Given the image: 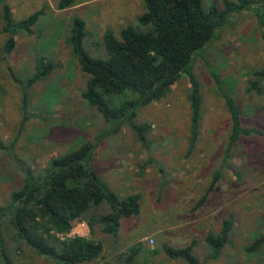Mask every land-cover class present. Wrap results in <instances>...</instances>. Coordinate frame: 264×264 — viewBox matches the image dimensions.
<instances>
[{"label":"rangeland","instance_id":"rangeland-1","mask_svg":"<svg viewBox=\"0 0 264 264\" xmlns=\"http://www.w3.org/2000/svg\"><path fill=\"white\" fill-rule=\"evenodd\" d=\"M57 1L5 0L15 22L36 10L42 14L31 33L13 34L11 50L0 60V142L11 144L9 150L0 149V205L20 186L26 167L35 172L51 157L94 141L106 128L100 113L79 93L86 74L65 43L72 17L84 20L82 45L95 56L102 49L106 30L117 35L123 25L134 24L142 11L141 0H74L64 9H57ZM212 2L221 6V0H203V5ZM1 26L0 16V53L6 38ZM41 55L54 68L27 89L23 120L20 88L8 70L17 78L30 75ZM263 62L264 46L254 12L241 9L193 62L200 120L189 150V83L184 75L162 98L136 110L132 121L145 125L143 140L123 123L97 143L90 159L92 168L114 193L121 188L138 192V213L121 218L114 235L103 233L97 223L90 233L84 221H75L70 235H91L102 245L101 255L83 264H117V258L133 248L138 252L128 264H186L166 256L161 244L180 247L190 242L200 264H264V244L253 252L245 249L254 236L264 232V79L259 89L246 90L248 81L254 79L252 71ZM212 72L233 98L241 125L251 130L239 135L225 160L228 115ZM214 173L217 181L208 189ZM105 209L102 204L95 212L98 215ZM227 215L232 218L228 241L210 259L204 236L217 232ZM0 231V264H53L14 237L7 217ZM125 261L122 257L118 264Z\"/></svg>","mask_w":264,"mask_h":264},{"label":"trees","instance_id":"trees-1","mask_svg":"<svg viewBox=\"0 0 264 264\" xmlns=\"http://www.w3.org/2000/svg\"><path fill=\"white\" fill-rule=\"evenodd\" d=\"M141 1L142 11L136 16L135 23L123 25L117 35L106 30L101 41L103 51L99 48L95 56H90L82 45L84 20L72 17L65 43L69 45L80 70L86 74L79 93L87 105L100 113L106 128L97 133L94 141H85L74 149L51 157L44 167L35 172L26 167L20 186L9 193L8 202L0 205V229L2 219L7 217L14 237L53 264H83L101 255L99 240L91 235L69 234L75 221H84L90 233L93 223H97L103 233L114 235L121 218L138 213L137 194L120 196L114 193L92 168L90 159L97 143L115 133L123 123L130 126L138 140H143L145 125L132 121L136 110L162 98L170 86L184 75L189 83V150L196 140L200 120L199 83L192 71L194 60L203 55L218 32L230 22L231 16L245 8L253 10L264 46V0H221L220 7L213 2L204 6L203 0ZM73 4L74 0H58L56 7L64 9ZM252 5L253 8L249 7ZM41 14L42 10H36L15 22L5 0H0L1 32L6 34L0 60L11 50L13 34L17 31L31 33V26ZM204 62L206 64L205 59ZM53 68L52 62L41 55L36 59L30 75L17 78L8 70L20 88L23 120L26 119L27 89ZM252 74L254 79L248 81L247 91L259 89V81L264 79V62ZM211 75L228 115L229 130L223 152L225 160L239 135L245 136L251 130L241 125L233 98L219 84L213 72ZM10 145L0 142V149L9 150ZM217 178L218 174L214 173L208 189ZM102 204L107 209L97 215L95 211ZM231 227L232 218L227 215L221 220L217 232H208L204 236L211 249L208 254L210 259L216 257L227 243ZM263 244L264 232L254 236L245 249L253 252ZM192 246L193 242L180 247L161 244L166 256L180 258L186 264H200L191 251ZM137 252V248L131 249L117 258V264L122 257L126 261L121 264H128Z\"/></svg>","mask_w":264,"mask_h":264},{"label":"crops","instance_id":"crops-1","mask_svg":"<svg viewBox=\"0 0 264 264\" xmlns=\"http://www.w3.org/2000/svg\"><path fill=\"white\" fill-rule=\"evenodd\" d=\"M8 7H9V5H8ZM10 10V9H9ZM10 13H11V11H10ZM98 174V173H97ZM108 186V185H107ZM109 187V186H108ZM124 187V186H123ZM126 187V186H125ZM127 189V188H126ZM126 189H124V188H121V190H116L117 192H119V193H117V194H139L138 192H136V191H133V190H126ZM140 194H144V192H141Z\"/></svg>","mask_w":264,"mask_h":264}]
</instances>
